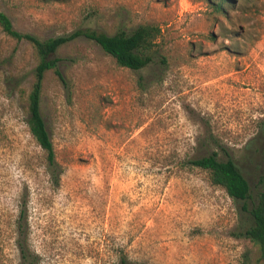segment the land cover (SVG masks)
<instances>
[{
  "label": "rangeland",
  "instance_id": "1",
  "mask_svg": "<svg viewBox=\"0 0 264 264\" xmlns=\"http://www.w3.org/2000/svg\"><path fill=\"white\" fill-rule=\"evenodd\" d=\"M41 40L153 28L152 62L119 66L93 41L62 45L40 108L60 171L53 182L26 124L38 62L0 28V264H258L250 223L189 164L231 158L251 196L264 174V0H0ZM15 223V224H14ZM22 237V235H20Z\"/></svg>",
  "mask_w": 264,
  "mask_h": 264
},
{
  "label": "trees",
  "instance_id": "2",
  "mask_svg": "<svg viewBox=\"0 0 264 264\" xmlns=\"http://www.w3.org/2000/svg\"><path fill=\"white\" fill-rule=\"evenodd\" d=\"M0 28L12 39L30 43L37 56L38 62L34 68V79L27 96L26 124L31 137L45 154L53 182L58 184L60 171L57 170L58 164L55 159L53 143L40 108L42 82L45 73L53 70L58 79L63 81L62 72L59 68L60 58L54 57V54L62 45L78 38H84L96 43L119 66L137 71L152 62V56L146 49L154 38V30L151 27L140 26L129 34L121 31L108 35L86 28L76 30L68 35L41 40L32 34L22 33L14 29L11 20L2 11H0ZM189 164L206 171L210 182L223 188L234 202L240 204V212L250 217L251 223L240 231L238 236L248 239L258 247L260 254L258 264H264V174L260 178L259 192L256 197H252L246 178L231 158L221 159L218 153L212 152L191 159ZM23 219L24 217L20 214L16 222L19 233L16 244L22 259L21 264H31L32 260L22 232L21 220ZM119 264H128V262L123 257Z\"/></svg>",
  "mask_w": 264,
  "mask_h": 264
}]
</instances>
